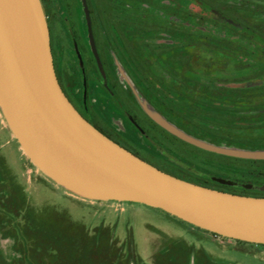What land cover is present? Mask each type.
I'll use <instances>...</instances> for the list:
<instances>
[{
  "label": "rangeland",
  "instance_id": "374dc122",
  "mask_svg": "<svg viewBox=\"0 0 264 264\" xmlns=\"http://www.w3.org/2000/svg\"><path fill=\"white\" fill-rule=\"evenodd\" d=\"M199 1L88 0L114 89L93 80L87 112L111 139L174 176L233 182L241 179L227 170L233 160L197 148L160 122L219 146L255 143L264 150V0ZM41 3L55 42L66 49L58 63L65 86L84 113L68 31L87 34L82 1ZM5 162L0 264H264V244L214 234L145 203L69 190L34 164L0 106ZM245 181L247 189L257 183ZM179 244L192 253L176 255Z\"/></svg>",
  "mask_w": 264,
  "mask_h": 264
},
{
  "label": "water",
  "instance_id": "95a60500",
  "mask_svg": "<svg viewBox=\"0 0 264 264\" xmlns=\"http://www.w3.org/2000/svg\"><path fill=\"white\" fill-rule=\"evenodd\" d=\"M83 3L102 66L87 0ZM0 106L34 164L69 190L94 200L145 203L217 235L264 244V196L174 176L111 139L73 105L56 73L41 0H0ZM160 123L207 151L264 159V150L219 146Z\"/></svg>",
  "mask_w": 264,
  "mask_h": 264
},
{
  "label": "flooded vegetation",
  "instance_id": "af4514ba",
  "mask_svg": "<svg viewBox=\"0 0 264 264\" xmlns=\"http://www.w3.org/2000/svg\"><path fill=\"white\" fill-rule=\"evenodd\" d=\"M83 9H84V15L86 18V23H87V16H86V11H85V6L83 3ZM89 11H90V17L92 21V28H93V36H94V41L96 44V48L100 57V61L102 66H100L98 58L94 52L91 39H90V33L88 29V23H87V34H78V32L74 30H68L69 35L71 36L72 44H73V54L77 57L78 60V67L81 71L82 75V90H83V107H84V117L89 120L88 117V94H89V88L93 80L100 84L107 92L113 94V89H114V84H113V69L110 66L108 60L106 59L105 52L103 50V46L101 42L99 41V36L97 34L96 28H95V22H94V13L92 12L89 2L87 0ZM48 22V21H47ZM50 25V23H48ZM50 30V39H51V46H52V52H53V58H54V64H55V69L56 73L58 76V79L61 83V86L70 99V101L73 103L75 107L77 105L75 104L73 97L70 95L68 88L65 86V73L61 72L60 67L58 66V63L63 62V58L65 57V51L66 49L59 46L57 42H55V39L53 38L54 34L51 29V26L49 28ZM55 37V36H54ZM61 60V61H60ZM94 70V76L92 72L91 76V70ZM92 77V78H91ZM95 125V124H93ZM142 133L149 138L148 133L145 130H141Z\"/></svg>",
  "mask_w": 264,
  "mask_h": 264
},
{
  "label": "trees",
  "instance_id": "16d2710c",
  "mask_svg": "<svg viewBox=\"0 0 264 264\" xmlns=\"http://www.w3.org/2000/svg\"><path fill=\"white\" fill-rule=\"evenodd\" d=\"M194 1L200 2L199 0H194ZM220 17L222 19H224V21H227L229 24H233L234 25L235 21H233V20H231V19H229V18H227L226 16H223V15H221ZM94 126H96L99 130H101L97 125H94ZM101 131L104 133L103 130H101ZM104 134H106V133H104ZM230 143L234 144L233 141H231ZM259 145L260 144H255V143L254 144L253 143H249V144L245 143L243 146H245V148L252 149V150L262 149V146L261 145L259 146ZM197 148H199V149H201V150H203V151H205L207 153H212V154L227 158L229 160H233L232 164L226 166L227 170H231L232 172H230V173H234L233 171H235L238 174V177L241 178V179L240 180L239 179H233V183L234 184H228V183H224L223 184V182H221V180L218 183L215 181L216 184H209L208 182H201V181H192V182H195V183H198V184H202V185H206V186L216 187V188H219L221 190H226V191H230V192L245 194V195L264 196V190L261 189V186L264 185V159L239 158V157L227 156V155H223V154H218V153H215V152L207 151V150L202 149L200 147H197ZM242 148H244V147H242ZM135 154L140 156L138 153H135ZM239 161L246 162L247 165L246 164L243 165L241 163L238 164L237 162H239ZM2 165L3 166L0 165V169H2V171L5 168L9 171L10 168L8 167L6 162L4 164H2ZM0 174L2 175L1 170H0ZM247 177H250L251 179L257 180V183H252V185H253L252 187L253 188H251V189L245 188V185H247V182L245 181V179ZM211 178L213 179V177H211ZM13 179H15V176H14ZM238 241H241V240H238ZM174 246H176V247H174V252L176 253V255L182 254V252H184V250H185V253L186 252H188L190 254L192 253V247H190L188 245H186V246L182 245L181 246L179 244V245H174Z\"/></svg>",
  "mask_w": 264,
  "mask_h": 264
},
{
  "label": "crops",
  "instance_id": "0c3cea01",
  "mask_svg": "<svg viewBox=\"0 0 264 264\" xmlns=\"http://www.w3.org/2000/svg\"><path fill=\"white\" fill-rule=\"evenodd\" d=\"M13 136H15V135L13 134Z\"/></svg>",
  "mask_w": 264,
  "mask_h": 264
}]
</instances>
